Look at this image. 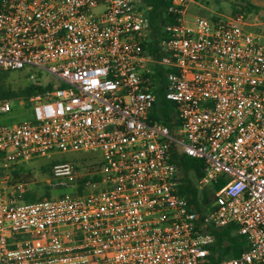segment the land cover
Instances as JSON below:
<instances>
[{
    "label": "built area",
    "instance_id": "1",
    "mask_svg": "<svg viewBox=\"0 0 264 264\" xmlns=\"http://www.w3.org/2000/svg\"><path fill=\"white\" fill-rule=\"evenodd\" d=\"M196 3L171 0L154 56L138 0H0V71L58 85L0 100V118L32 113L0 122V264H264V43L241 15L189 16ZM158 92L174 129L149 118ZM172 149L203 164L202 212ZM53 151L97 153L98 180L55 164L48 184L72 193L26 201L14 172ZM228 225L246 249L211 262Z\"/></svg>",
    "mask_w": 264,
    "mask_h": 264
},
{
    "label": "trees",
    "instance_id": "2",
    "mask_svg": "<svg viewBox=\"0 0 264 264\" xmlns=\"http://www.w3.org/2000/svg\"><path fill=\"white\" fill-rule=\"evenodd\" d=\"M142 9L146 10V14L151 22L152 33L146 43H144V50L148 53H152L154 56L158 55V39L160 38V30L167 19V7L171 0H138ZM148 8V9H147ZM238 11L235 9L231 15H236ZM212 17L211 19H214ZM24 70V69H22ZM17 70V71H22ZM8 72L0 71V100H20L27 96L35 95L40 92L51 90L58 85H48L33 87L31 83L24 87L13 86L12 81L8 77ZM161 93H157V99L150 115V120H162L163 123L174 129L178 126V123L174 120L175 107L170 102H166L164 98L158 97ZM25 107V106H24ZM170 162L181 167L185 177L183 179L184 184L179 187V194L182 195L190 206H193L196 211L202 212L203 206L207 205L210 201L209 190H198L195 181L202 175V162L197 159L190 158L186 155H180L176 153L174 149L171 150ZM96 168L86 174L85 180L89 177L95 181L98 180L96 173L99 171L100 159L98 163L94 164ZM22 166L18 168L13 174V179L27 184L29 172H25ZM93 174V175H92ZM193 176V179L191 178ZM218 187H214L216 189ZM78 193H82V187L77 189ZM35 198V199H34ZM32 197L27 193L25 196L26 201H36L44 198H49L48 194H44L41 197ZM201 202V203H200ZM236 226L228 225L222 229L212 230L214 236V243L211 246V256L209 260L216 262L224 258L238 257L242 251L246 249V240L243 236L235 232ZM261 264V263H253Z\"/></svg>",
    "mask_w": 264,
    "mask_h": 264
},
{
    "label": "rangeland",
    "instance_id": "3",
    "mask_svg": "<svg viewBox=\"0 0 264 264\" xmlns=\"http://www.w3.org/2000/svg\"><path fill=\"white\" fill-rule=\"evenodd\" d=\"M234 9L238 11L236 15H241L247 24V27H244L245 30L259 36L260 41L264 43V0H197L196 4L190 6L189 16L201 15L211 19L216 16H230ZM31 75L37 78L41 77L42 82L57 84L54 78L42 70L24 69L8 72L9 79L16 87L29 85L28 76ZM158 97L164 98L162 93ZM12 106V112L0 118L1 123L13 124L32 119L30 109H24L16 102ZM99 159L97 153L60 151H53L45 157L36 158L23 165V168L26 169L25 172H29L30 175L26 184V192L31 198L36 197L37 199L44 194H48L49 198H56L64 193H72L70 188L52 187L48 184L49 180L54 181L51 175L52 166L69 163L76 168L80 175H86L96 168L94 164L98 163ZM191 178L193 179V176Z\"/></svg>",
    "mask_w": 264,
    "mask_h": 264
},
{
    "label": "crops",
    "instance_id": "4",
    "mask_svg": "<svg viewBox=\"0 0 264 264\" xmlns=\"http://www.w3.org/2000/svg\"><path fill=\"white\" fill-rule=\"evenodd\" d=\"M247 27V26H246Z\"/></svg>",
    "mask_w": 264,
    "mask_h": 264
}]
</instances>
